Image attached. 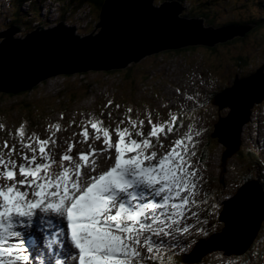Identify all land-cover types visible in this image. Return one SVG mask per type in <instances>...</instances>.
I'll return each mask as SVG.
<instances>
[{"label": "snow or ice", "instance_id": "1", "mask_svg": "<svg viewBox=\"0 0 264 264\" xmlns=\"http://www.w3.org/2000/svg\"><path fill=\"white\" fill-rule=\"evenodd\" d=\"M203 86L201 78L191 92L171 89L173 98L159 107L174 104L175 109L169 108L164 119L155 109L145 106L133 113L129 105L118 119L109 111L110 123L105 125L103 109L113 105L107 99L99 114L81 112L79 121L73 116L63 129L61 113L59 120L45 125L43 138L29 133L24 121L14 130L0 123V131L7 132L0 140V264H33L18 229L31 226L38 213L48 228L52 221L44 216L66 220L76 250L66 252L67 259L57 255L53 264H172V258L186 252L197 236L215 231L212 221L220 199L214 189L205 187L206 168L198 156L205 129L194 125V117L183 123L184 114L199 106ZM73 125L80 131L64 140L66 147L57 152L56 134ZM253 128L264 151V122ZM74 144L80 145L75 151ZM100 157L103 168L97 162ZM247 187L224 201L220 219L225 232L232 227L231 208ZM63 235L56 226L46 237L49 252L53 245L64 250L58 239Z\"/></svg>", "mask_w": 264, "mask_h": 264}, {"label": "rangeland", "instance_id": "2", "mask_svg": "<svg viewBox=\"0 0 264 264\" xmlns=\"http://www.w3.org/2000/svg\"><path fill=\"white\" fill-rule=\"evenodd\" d=\"M191 3L194 5V8L197 7L194 9L196 15L202 17L203 12L208 15V19L206 20L207 25H209L211 22L213 23V26H224L229 23L248 24L254 18L262 19L264 17V0H192ZM159 4L160 3L158 1L155 2V5ZM59 6L61 5H59L55 0H50L46 3V7H48L49 10L48 12L43 10L44 14H42V16L44 17V20H49L50 18L52 23L41 21L39 24L44 26L40 27H44L43 29H45V27L54 26L55 22L75 23L74 19L68 16L69 14L64 15V17L61 16V10ZM38 8L39 6L36 4L33 9L29 8L27 5H24L23 9H19L17 5L13 3V0H0V34L2 33L1 31H3L2 28L10 29L13 26H23L21 24L22 21L19 22V24H8L11 18L16 17V13H18V11L21 13V15L18 14L19 16H17V19L23 20V24H26L27 27L31 26L30 23L38 22V14L40 11V8ZM58 8L60 10L59 12ZM35 17H37V20H35ZM239 24L237 25L239 26ZM79 29L81 31L78 34L84 36L85 33L88 32L87 29L89 28H87L86 25H83L79 26ZM35 30H26V28H23L15 35V38L17 39L27 36L33 33ZM252 30H254V28ZM2 41L3 39L0 40V43ZM217 50L218 53L215 56V53L211 51V48L197 47L196 51H189L188 56L183 57L185 61L189 58L193 68L198 69L199 74H203L202 76H198L197 83V86H199L201 78L204 81V86L199 89L201 92L199 106L194 112H186L183 118L188 119L185 122V125H187L190 121V117H194V125L196 127H203L205 129L199 138L201 143L198 145V151L203 146H205V142L207 144V141H205L208 138L206 134V128L208 127L209 129L211 124V128H213V126L217 124L220 117L226 118L230 113L228 108H224L222 110L221 108L218 109V107L210 104L209 101L212 99L213 95L215 93L223 92L226 89L233 88L235 86V82L232 84L234 79L236 81L237 78L238 80H242L251 76H255L259 70L264 67V24L259 31L252 32V35L242 42L238 41L234 44H229L228 46ZM160 54L147 56L137 64H133L134 68L129 71V77L125 76V80L123 79V76H115L114 74L105 75L104 73L99 75L88 74L81 77L73 76L72 78L66 76L54 77L43 82L44 84L37 85L40 86V90L44 89V93H41L39 90L38 94L33 93L28 97L21 96L10 99H1L0 116L2 123L5 125L6 130H14V128L18 126L21 121H24L26 122V130L29 133L34 131L40 135L41 138H43L47 135L45 125L49 121L59 120L61 113L64 114V119L60 121L62 129L66 127L67 121L73 116H75L76 120L79 121V114L81 112L85 114H95L97 107L102 106L103 108V105L105 104L104 102V104L98 105V101L107 96V94L104 93V90L106 89L112 92V88H119L123 92L121 94L120 92L118 93L116 96V102L122 103L123 96L126 98V105L132 106L133 113H135L137 110L142 112L145 106H147L149 109H155L156 112H158L155 107H159L162 97L170 95V90L175 87L186 86L184 85L185 81L183 80V76L178 77V75L181 73L180 66H177L175 61L170 64V61L167 62ZM239 58L242 59L241 65H238ZM177 59L178 58H176V60ZM157 63H160V66H164L166 63V65L162 68H164L165 74H168L167 76H171V84L176 86H172L173 88L168 86L167 89L163 88L162 86H158L147 92V88H143L141 86L142 76H145L150 65ZM185 64H187V62H185ZM188 66H183L184 70H188ZM128 68H130V66H128ZM154 73L157 74L155 70ZM208 78L209 80L206 82ZM150 83L157 85V82L155 81H150ZM188 83L191 86V90L189 91L191 92L193 90V83H190L189 80ZM89 85H92L91 91L97 90V93L94 95L92 93L89 95L86 94L84 89H86V87ZM61 87V92L64 94L66 93V95L63 99L65 101L59 105L60 99L58 98L56 92ZM186 87H188V85ZM75 92L78 93V98L76 99V102L69 105L72 98L71 94L74 95ZM117 92L114 94L110 93L109 96L111 97ZM211 92L212 94H210ZM69 95L70 97H68ZM172 98L173 97L169 98L168 100ZM117 111H121V108ZM262 111L264 112V100L259 104H255L251 112L250 120L248 121L249 124L247 126L246 124L243 126L244 131L241 133H243V137L245 139L247 134H251L253 130L252 122L258 115L262 113ZM200 112H206L207 117L206 115H200ZM162 113L163 114L159 113L160 118H166V112ZM153 116L155 117V113H153ZM205 117L206 121L204 119ZM115 119L118 118L115 117ZM107 121L108 120L105 116L104 122ZM108 122L110 123V121ZM109 123H106V125ZM70 128H76V126L73 125ZM183 131L184 129H181V132ZM213 131L214 128L211 130V134ZM72 133L73 131L71 130H63V132H58L56 134L57 148L60 147L63 150V148L66 147L63 141L68 139L67 137L71 136ZM5 138H7V132L0 131V140ZM242 142L244 144L243 150H245L247 146L251 147V143H246V141L243 139ZM216 143L217 144L212 143L210 146V150L212 151L210 153V161L208 165L204 167L206 168L205 176L207 178V186L211 189H214L217 193L218 199H220L219 210L215 219L212 221V223L217 224V228L215 231H209L206 238L197 240L196 243L201 245L198 247L197 244H193L191 253L188 257H186V259H199V261L204 260L206 262L205 264H211V262L215 264V261H217L216 264H261L263 260L260 259V253L264 251V218L261 222L260 230L250 245L248 252L245 251L243 254L238 255L228 254L221 250L212 253H205L207 249L212 246L211 243L214 241L213 237H215V235L218 236L222 233L225 235V225L222 219H220V213L224 212L223 202L229 198L230 194L235 195V193L238 191V188H240V185L243 183V179H241V177L244 178L246 174H250L253 171L252 168H248L247 163H245L246 160H243L241 155L233 159L227 157V165L222 167V162L225 159L224 155L222 156V154L223 152H227V148L221 146L219 140ZM258 149L259 154H261L262 158L264 159V151H260V147L255 143L253 145V152L256 154ZM104 162L105 161L101 158L98 164ZM257 166L260 168L259 164ZM213 178L214 180H212ZM253 178L256 177L254 176ZM216 180H220V182ZM231 233L233 234L234 232L230 231L225 235V237L228 238ZM228 240L230 243H228L229 246L236 250V241H233L231 238ZM47 257L41 259L40 264L41 262L44 264ZM61 257L67 259L62 255ZM32 261L33 264H37L36 261ZM47 264H52V262H47Z\"/></svg>", "mask_w": 264, "mask_h": 264}, {"label": "water", "instance_id": "3", "mask_svg": "<svg viewBox=\"0 0 264 264\" xmlns=\"http://www.w3.org/2000/svg\"><path fill=\"white\" fill-rule=\"evenodd\" d=\"M104 0L99 22L92 33L79 35L64 22L51 29L40 27L15 38L23 27L13 26L0 34V93L17 95L54 77L122 71L147 56L189 47L213 48L243 38L254 26H207L204 19L184 17L179 1ZM41 29V30H39ZM264 100V67L255 76L235 81V86L215 96L212 103L229 115L215 125L213 138L227 148L231 158L241 145L243 126L255 104ZM244 195L231 208L234 232L227 238L215 235L205 253L224 251L243 254L260 230L264 218V193L256 181L247 183ZM224 222V220H222ZM233 236V237H232ZM229 238L236 241L234 250ZM229 243V244H228ZM201 244H198V247ZM192 261H199L195 259Z\"/></svg>", "mask_w": 264, "mask_h": 264}, {"label": "trees", "instance_id": "4", "mask_svg": "<svg viewBox=\"0 0 264 264\" xmlns=\"http://www.w3.org/2000/svg\"><path fill=\"white\" fill-rule=\"evenodd\" d=\"M30 1L32 3L31 6H30L31 9L34 8V6H35L34 3H37L40 6L39 0H13V3L15 5H17V7L19 9H22L23 4L25 2H30ZM45 1L46 0H44V2ZM55 1L58 4L60 3V5H61L60 10H61V16L62 17H64V15L69 14V17L73 18L75 22H78L80 19H82L83 20V23L81 25L82 26L83 25H86L87 28H89V29H87L88 30V33H92L95 30V28H96V26H97V24L99 22V16H100V12H101V7H102V4H103V1L104 0H55ZM156 1H158L159 3L160 2L161 3L162 2H166V1H179V2L182 3V5L185 3L184 6L186 7V11H187L188 5L191 3L192 0H156ZM65 7H67V8H65ZM195 8H197V7H195ZM195 8L193 6V9H195ZM39 13H42V9L41 8H40ZM18 14L20 15L21 13L18 11V13H16V17L10 21L9 25L19 24V22L22 21L21 24L25 26V24H23L24 23L23 20L17 19V16H19ZM202 14H203L202 17L201 16H198V15H196V16L191 15V16H187V17H189V18H192V17L198 18V17H200V18L204 19L205 22H206V20L208 19V15L206 13H204V12ZM38 15H40V14H38ZM78 17H80V19H78ZM35 19H37V17H35ZM230 24H239V23H229V25ZM246 24H244V25H246ZM263 24H264V17L262 19H255L254 18L252 21H250V23L247 24L249 26H254V30H252L251 32H249L248 34H246L245 37H243V38H235L232 41H228L225 44H219V45L211 48V51H213L215 53L214 55L216 56L217 53H218V50L217 49H220L222 47L228 46L229 44H234V43H236L238 41L239 42H242L243 40L247 39L250 35H252V32L259 31L262 28ZM226 25H228V24H226ZM239 25L241 26L242 24L240 23ZM207 26H213V23L211 22ZM25 27H27V25ZM213 27L219 28L221 26H213ZM27 28H30L31 29L30 26H28ZM26 30H28V29H26ZM79 31H81V30H79ZM85 35H87V34L85 33ZM196 49H197V47H189V48H185V49L177 50V51L163 52L160 55L163 58H165V60L167 62H169V61H177V62H179L180 61V58H183V57L188 56V54H189L188 52L189 51H196ZM176 58H178V59L176 60ZM185 62H187V64L184 63L183 65H185V66H188L189 65L187 67L188 70H186L187 73H189L190 75L194 74L195 72L192 71L193 66L190 63L189 58L186 59ZM241 64H242V59L239 58L238 65H241ZM160 65H161L160 63L150 65L149 68L147 69V72H146L145 76H142L141 83H147V81L149 79H151L150 74L152 72V69L153 68L156 69ZM133 68L134 67L132 65V66H130V68H127V69L122 70V71H112V72H106L104 74L105 75H110V74L112 75V74H114L115 76H117V75L123 76V79L125 80V76L126 77H129L128 76V75H130V72L129 71H131ZM88 74H98L99 75L101 73L92 72V73L78 74V75H75V76L76 77H81V76H86ZM66 77H71L72 78L73 76H66ZM190 77L198 78V76H190ZM208 80H209V78L206 81H208ZM42 84H44V83H42ZM39 87L40 86H36L32 90H30V91L21 92V93H19L17 95L0 93V100L1 99H4V98L10 99V98L21 97V96H27L28 97V96H31L33 94V92L38 94V91L40 90ZM62 87H63V85H62ZM62 87L56 92L57 95H58V98L60 99L59 105L62 104L65 101L63 99H64L66 93L64 94L63 92H61L62 91ZM91 88H92V85L87 86L86 89H84L85 90L84 92H86V94H88V95L90 93H92L93 95L95 93H97V90L91 91ZM40 91H41V93H44L45 92L44 89H41ZM79 91H81V90H79ZM115 92H117L115 95H112L111 97L109 96L110 93L114 94ZM119 92H120V94L123 93L119 88L118 89L117 88L116 89H113L112 88V92H110L109 90H106V89L104 90V93H106L107 96L106 97H103L101 100H99L98 101V105L99 104H104V102L106 103V100L107 99H112L113 100V105H110L108 108H104L103 109L104 112L105 111L107 112V110H109L110 108L113 109L114 104H117V102H116V96L118 95ZM210 94H212V92ZM216 94L217 93H215L213 95L212 99L209 101L211 105H213L212 101H213V98L216 96ZM71 96H72V98H71V102L69 103V105L71 103L76 102V99L78 98V93L75 92L74 95L71 94ZM68 97H70V95ZM122 98H123V102L122 103H119L121 105V111H123L124 108L127 106L126 105V98H124L123 96H122ZM56 101H57V99H56ZM97 108H98L97 109L98 111H101L102 106H98ZM200 113H201V115H206V112L205 113L204 112H200ZM206 117H207V115H206ZM206 117L204 118L205 121H206ZM186 120H188V119H183V123H185ZM0 123H2L1 116H0ZM106 123H109V122H105V125H106ZM211 126H212V124H211ZM211 126H210L209 129H208V127L206 128V134H207V137L208 138L205 141H207V144L205 142V146H203L198 151V155H199V157L201 159V163L204 166L208 165V163L210 161V153L212 152L210 150V146L212 145V143L217 144L216 142L218 141V138H213L212 137L213 133L211 134V130L214 128V126H213V128H211ZM239 155H241L242 158L245 159V160H251V161L252 160H257L255 153L252 150H249L248 148H245V150H243V148H242L238 152L237 156H239ZM252 179H253L252 175L249 174L247 176L245 182L250 181ZM212 180H214V178ZM216 181H219V180H216ZM173 260H175V259H173ZM204 262L205 261L203 260V261H200V262L194 263V264H204ZM176 263L177 264H181L182 262L176 260Z\"/></svg>", "mask_w": 264, "mask_h": 264}, {"label": "bare ground", "instance_id": "5", "mask_svg": "<svg viewBox=\"0 0 264 264\" xmlns=\"http://www.w3.org/2000/svg\"><path fill=\"white\" fill-rule=\"evenodd\" d=\"M33 2V1H32ZM44 0H39V3H40V6L37 4V3H34L35 5L37 4L42 10H44V11H46V1L44 2ZM50 3V2H49ZM31 1L30 2H26L25 3V5H27L29 8H31L30 6H31ZM59 5H60V3H59ZM50 6V5H49ZM59 7H61V6H59ZM39 9V8H38ZM59 9V8H58ZM29 10V9H28ZM40 15H38V18H39V23H41V21L43 22L44 21V17L42 16V13H39ZM21 15V14H20ZM35 20H37V19H35ZM36 24H37V22H35V23H31V26L30 27H36ZM24 26V25H23ZM25 26H26V24H25ZM257 47V46H256ZM259 48V47H258ZM111 81V80H110ZM156 85V84H155ZM34 93V92H33ZM25 98V97H24ZM257 114V113H256ZM254 116V115H253ZM40 119V118H39ZM242 164V163H241ZM35 222V224L36 225H38L39 224V221L38 220H35L34 221ZM57 223H60V221L59 222H57ZM220 251V250H219ZM69 253H71V251L69 252ZM201 254V253H200ZM63 257H65V256H63Z\"/></svg>", "mask_w": 264, "mask_h": 264}]
</instances>
